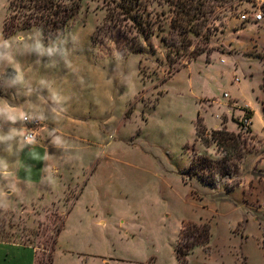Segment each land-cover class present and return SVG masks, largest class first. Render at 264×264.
<instances>
[{
	"label": "rangeland",
	"instance_id": "obj_1",
	"mask_svg": "<svg viewBox=\"0 0 264 264\" xmlns=\"http://www.w3.org/2000/svg\"><path fill=\"white\" fill-rule=\"evenodd\" d=\"M11 1L0 0V39L38 29L4 36L5 20L13 14ZM143 1L145 37L124 15L110 18L114 0H81L62 32L77 36L67 45L66 60L57 57L51 66L47 56L15 45L12 55L23 86L11 84L13 66L0 61V102L28 110L49 92H60L65 114L57 127L65 140L85 136L89 142L79 150L77 143L66 140L70 152L64 154L88 168L84 180L89 181L73 209L80 183L49 203L0 210V241L32 246L35 264H46L56 228L72 209L53 264H179L175 249L182 222L203 217L212 226L211 242L193 250L190 264H264V17L255 21L258 13L264 14V0L223 12L211 24L208 58L203 54L191 63L186 55H169L181 45L171 29L169 3ZM117 52L124 55L119 68ZM121 71L132 77L133 87L122 86ZM243 109L255 112V139L247 145L238 174L232 180L213 175L219 180L214 188L197 178L187 177L186 183L183 174L194 153L223 158L215 144L200 141L198 125L211 132L222 122L237 133L243 123L246 132L250 121ZM46 135L40 133L39 143L18 158L28 164L25 159L32 153L35 165L48 155L49 168L57 164L64 154L43 145ZM31 174L38 176L33 164ZM239 177L242 183L230 198L227 187ZM6 258L0 255V264H9ZM17 258L19 264H33L32 251H21Z\"/></svg>",
	"mask_w": 264,
	"mask_h": 264
},
{
	"label": "trees",
	"instance_id": "obj_2",
	"mask_svg": "<svg viewBox=\"0 0 264 264\" xmlns=\"http://www.w3.org/2000/svg\"><path fill=\"white\" fill-rule=\"evenodd\" d=\"M114 1L115 7L110 9V18L113 19L117 16V19L120 20V15H124L127 21H133L136 25L134 28L145 37L144 33L147 31L145 29L147 23L143 15L145 2L143 0ZM246 1L251 0H166L173 9L171 29L181 37L180 47L172 48L169 55L171 56L174 51V54L179 57L186 55L189 58L188 63L196 61L202 54L209 55L214 29L211 27L212 22L220 18L223 12L238 8ZM80 2L81 0H12L10 8L13 14L5 20L4 36L10 37L20 30L37 27L46 41L56 38L59 33L66 30L70 20L78 13ZM191 48L192 51H190ZM177 71H181V69ZM243 111L246 113L244 119L250 121L246 132L243 131V123H240L241 131L237 133L228 130L226 125L211 132L204 127L201 129L198 125L197 133L201 142L208 147L215 144L223 158L216 161L211 157L194 153L187 173L183 174L186 183H188L187 177L189 179L197 178L203 185L214 188L219 180L211 178L213 175L220 176V179L232 180V177L238 174L240 164L246 157L247 145L250 140L255 139L251 127L254 111L251 109H243ZM262 111L264 115V101L262 102ZM241 183L240 177L233 180L232 184L227 187V191H232ZM67 215L63 220V226H65ZM63 226L56 228L52 238V253L46 264L54 263V253L59 237L64 230ZM211 238L210 221H183L178 246L175 249L178 263L189 264L188 257L191 251L198 246H208Z\"/></svg>",
	"mask_w": 264,
	"mask_h": 264
},
{
	"label": "clouds",
	"instance_id": "obj_3",
	"mask_svg": "<svg viewBox=\"0 0 264 264\" xmlns=\"http://www.w3.org/2000/svg\"><path fill=\"white\" fill-rule=\"evenodd\" d=\"M264 17V14L258 13L257 19ZM77 36L75 33H59L54 40H50L47 44L44 43L42 33L39 29L34 32L21 33L18 36H14L11 39H0V61H7L13 66V71L16 73L11 80L12 85L23 86L24 79L21 71L15 66V57L12 55V50L15 45H20V50L23 52L32 53L35 52L39 57L47 56L51 66H54L58 61L57 57L62 60H66L69 50L68 43L75 41ZM118 64L123 60V53L117 52ZM119 80L123 87L131 88L134 86L132 77L125 73L120 72ZM41 87H47V82L41 80ZM19 94V93H18ZM27 94H31V89ZM41 103L35 104L28 110L17 108L6 102H0V152L6 155L0 156V180L7 181V189L9 192L16 190V184L14 183L16 177V170H14L7 157H18L25 148H32L39 143L36 132L38 129L30 130L24 125L25 122H39L41 127L47 128L46 139L49 142V146L57 150L59 153H69L67 142L60 132L57 125L65 114V100L60 92H49L48 96L40 98ZM2 101V99H0ZM56 125L55 127L48 128L47 123ZM19 123L20 127H16ZM8 125V130H4V125ZM111 137V136H110ZM36 159V156H32ZM75 157H72L74 160ZM42 161L45 162V166L42 168L44 174L41 176L42 184H49L53 178V172L47 165V156ZM72 160H69L71 163ZM26 177L31 171L30 165H23ZM5 196L6 193L0 191V208H5Z\"/></svg>",
	"mask_w": 264,
	"mask_h": 264
},
{
	"label": "crops",
	"instance_id": "obj_4",
	"mask_svg": "<svg viewBox=\"0 0 264 264\" xmlns=\"http://www.w3.org/2000/svg\"><path fill=\"white\" fill-rule=\"evenodd\" d=\"M29 30H32V29H29ZM17 33H19V32H17ZM43 38H44V36H43ZM53 39H55V38H53ZM49 41L50 40H47V41L45 40V42H47V43ZM92 48H93V43H92ZM230 48H231V46H230ZM229 53H232V51L230 50ZM207 58H208V55H207ZM254 116H255V112H254ZM219 119H220V117H219ZM224 125L225 124H222V122H220L218 129H221ZM47 127L49 128L48 124H47ZM252 127H253V119H252ZM45 131H47V128H45V127H42L40 129V133H44ZM84 137L85 136H81L78 138H69V139L66 138V140H67V142L72 141L73 143H77L78 144L77 149L80 150V149H86L87 145L89 144V142L86 141V139ZM43 145L49 146V142L48 141L44 142ZM79 150H77V151H79ZM31 155H32V153L28 156V157H30L29 159H25V161H27V162L29 161L28 164H26L24 162V159H21V158H18V160H16V158H14V159L11 158L9 160L12 168L14 170H16V177L14 180V183L16 184V190L13 192H9L7 189V183L8 182L4 181V180H0V191L6 193V196L4 198L5 203H6V207L0 208V210L16 211L21 207L29 208V207L35 206L37 201H40L42 203H44V202L49 203L51 198H56V197H58L59 194L61 196L64 195L66 190H68L69 188H72L73 185L75 187V185L80 183L79 193L74 198V202L72 205V209H73V207L76 205V203L81 198V196H82V194H83V192L87 186V183L89 181V178L84 180L86 175H87L88 168L82 167L79 164V160H80L79 158H75L74 160H72V158H70L66 154L61 155L58 159L57 164H54L52 167L49 168L53 172L54 175H53V178L51 180V183L45 185V184L41 183V176L44 174L42 168L45 166V162L43 161L41 164H35L34 165V163H32ZM0 156H4V155L0 154ZM33 160H35V159H33ZM69 160H72V162L70 163ZM36 161L38 162V160H36ZM46 163L49 166V160L48 159H47ZM31 164H33L34 168L38 169V176L37 177L32 176L31 171L29 174H27V177H26V173H25L23 165H30L31 166ZM94 172H95V169H93L91 171V175ZM237 189L238 188L231 191L228 194V196H230V198H231L233 193ZM72 209L70 210V212L72 211ZM69 213H68V215H69ZM204 220H207V219L203 218V217H200L197 220H195L193 218L188 219V221H193V222H201ZM259 234H260V232H259ZM242 239H244V238H242ZM200 247H203V246H198L196 248H200ZM196 248H194V249H196ZM26 250L32 251V253H33V264H35V262H36V251H35L34 247L27 246V245H20V244H17L15 242L0 241V255H1V257H7L6 261H9V264H12V263L13 264H15V263L19 264L17 256L19 255V253L21 251H26ZM193 250L191 251V253L188 257L189 264H190V256H191ZM175 254H176V252H175Z\"/></svg>",
	"mask_w": 264,
	"mask_h": 264
},
{
	"label": "built area",
	"instance_id": "obj_5",
	"mask_svg": "<svg viewBox=\"0 0 264 264\" xmlns=\"http://www.w3.org/2000/svg\"><path fill=\"white\" fill-rule=\"evenodd\" d=\"M242 19L245 20V19H247V17L243 16ZM262 19H263V17L261 19H257V16H255V21H261ZM25 126H26L27 129H30V130L38 129L37 132H36V135H37V138H38L39 133H40V129L42 128L41 124L39 122H36V121L25 122Z\"/></svg>",
	"mask_w": 264,
	"mask_h": 264
}]
</instances>
